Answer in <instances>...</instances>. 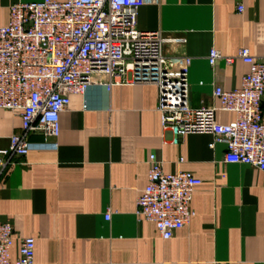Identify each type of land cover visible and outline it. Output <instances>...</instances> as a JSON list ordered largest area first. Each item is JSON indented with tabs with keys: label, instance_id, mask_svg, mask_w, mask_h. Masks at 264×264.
I'll use <instances>...</instances> for the list:
<instances>
[{
	"label": "crops",
	"instance_id": "obj_1",
	"mask_svg": "<svg viewBox=\"0 0 264 264\" xmlns=\"http://www.w3.org/2000/svg\"><path fill=\"white\" fill-rule=\"evenodd\" d=\"M19 1L41 0H0V25ZM239 2L161 0L139 9L140 30L187 38L194 108L219 105L215 86H241L249 71L236 57L241 47L264 61V0H242L243 12ZM213 47L234 56L233 62L220 58L211 65ZM166 49L172 52L169 45ZM158 105L154 83L111 89L93 84L86 94L71 96L58 138L30 135L35 148L0 174V216L16 234L12 259L19 256L20 239L33 236L34 264H264L263 172L225 162L226 144L211 134L191 133L174 142ZM216 118L230 123L236 114L217 111ZM21 128L18 113L0 110V149ZM151 153L163 161L165 172L191 171L203 180L191 202L195 215L170 239L136 215Z\"/></svg>",
	"mask_w": 264,
	"mask_h": 264
},
{
	"label": "built area",
	"instance_id": "obj_2",
	"mask_svg": "<svg viewBox=\"0 0 264 264\" xmlns=\"http://www.w3.org/2000/svg\"><path fill=\"white\" fill-rule=\"evenodd\" d=\"M238 10L244 5L239 0ZM161 0H41L19 1L9 7V20L0 25V110L19 114L22 128L0 149V174L36 144L61 133V114L71 96L86 94L93 84L148 82L159 89L158 109L165 129L178 137L207 133L226 144L224 161L254 166L264 174V61L246 46L237 58L249 65L241 86H215L218 106L194 108L190 103L188 70L192 57L185 36H165L160 30H140L139 9ZM172 49L170 53L166 47ZM228 64L213 47L208 59ZM129 74L127 80H118ZM217 111L233 112L236 119L220 123ZM148 183L137 198L139 220L155 224L159 236L172 238L189 224L191 202L203 180L191 171L167 173L155 153L148 158ZM111 209L105 214L109 220ZM16 239L9 220L0 216V264H34L36 240L20 239L19 256L11 258Z\"/></svg>",
	"mask_w": 264,
	"mask_h": 264
}]
</instances>
